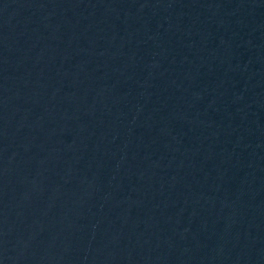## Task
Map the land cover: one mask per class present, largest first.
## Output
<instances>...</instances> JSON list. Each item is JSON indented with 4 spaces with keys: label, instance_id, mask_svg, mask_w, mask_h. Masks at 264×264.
<instances>
[{
    "label": "water",
    "instance_id": "obj_1",
    "mask_svg": "<svg viewBox=\"0 0 264 264\" xmlns=\"http://www.w3.org/2000/svg\"><path fill=\"white\" fill-rule=\"evenodd\" d=\"M0 264H264V0H0Z\"/></svg>",
    "mask_w": 264,
    "mask_h": 264
}]
</instances>
